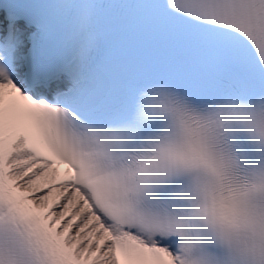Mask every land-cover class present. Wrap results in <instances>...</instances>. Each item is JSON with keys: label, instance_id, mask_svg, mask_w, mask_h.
I'll return each mask as SVG.
<instances>
[{"label": "snow or ice", "instance_id": "snow-or-ice-1", "mask_svg": "<svg viewBox=\"0 0 264 264\" xmlns=\"http://www.w3.org/2000/svg\"><path fill=\"white\" fill-rule=\"evenodd\" d=\"M0 264H264V0H0Z\"/></svg>", "mask_w": 264, "mask_h": 264}]
</instances>
